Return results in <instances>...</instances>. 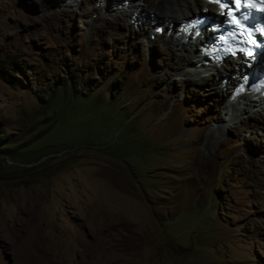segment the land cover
<instances>
[{"label": "rangeland", "instance_id": "rangeland-1", "mask_svg": "<svg viewBox=\"0 0 264 264\" xmlns=\"http://www.w3.org/2000/svg\"><path fill=\"white\" fill-rule=\"evenodd\" d=\"M143 5L0 0V264H264V105Z\"/></svg>", "mask_w": 264, "mask_h": 264}, {"label": "bare ground", "instance_id": "bare-ground-1", "mask_svg": "<svg viewBox=\"0 0 264 264\" xmlns=\"http://www.w3.org/2000/svg\"><path fill=\"white\" fill-rule=\"evenodd\" d=\"M126 3L130 5L133 3L134 4L142 3L144 4L143 6H145L144 9H146L147 7L151 9L155 13V15H160L161 17H164L165 21L169 22L170 27L171 25L172 27L175 25H180V29L178 28L173 29V30H177V33L175 35L171 34L170 32V35L167 34L165 38H167L168 39L167 41L171 43L175 48H178L180 49V51H183L186 53V54H183V57H182L183 60H185L186 62L193 63L194 56H197L199 58V61H203L202 54L198 53L199 52L198 50L201 49V47L203 48L205 47L207 39L211 37V32L208 31L206 27H203V29H201L198 32V34H196L195 31L190 29L191 28L190 20L192 16H189V13H190L191 5L188 4L185 0H126ZM194 3L197 9H200L197 6L196 0H194ZM204 6H206V8L208 9H211V8L215 9L213 5L204 4ZM174 12L175 13L182 12L183 17L181 19H178L177 16H173ZM138 13L136 14L133 10H131L128 13H126V15L130 18L132 17L137 18L138 15L142 16V12H138ZM154 20L160 21V18L156 17ZM188 36L191 38L193 37V39L197 41V42H194V44L195 43L197 44L192 45L191 41L187 39ZM257 64H259V62ZM207 65L214 67V65L212 64H207ZM225 65L227 66V69H230V70H231V67H233V65L231 66V64L229 63H225ZM239 69H241V67ZM240 73L242 75V72ZM237 80L233 84L237 86V89H238L237 98L239 100V103L242 105H238L239 103L235 105V103L229 102L230 108L234 110L233 111L234 114L239 115L242 112H246L249 109L248 106L259 107V106L264 105V98L260 95L259 90L255 89L254 87H251L250 85L245 87L243 86L241 82ZM242 88H244L245 90L247 89L248 92L244 93L242 91ZM239 89L241 90L239 91ZM247 99L249 102L247 101L242 102L243 100H247ZM223 129L224 128L219 127L218 130L214 131L211 135L212 140H214L218 135H220Z\"/></svg>", "mask_w": 264, "mask_h": 264}, {"label": "clouds", "instance_id": "clouds-1", "mask_svg": "<svg viewBox=\"0 0 264 264\" xmlns=\"http://www.w3.org/2000/svg\"><path fill=\"white\" fill-rule=\"evenodd\" d=\"M205 4H209V5H213L214 7H215V10H212V11H210V12H208L209 11V9L208 8H206V7H204V9H203V13H201V14H196V15H193V17L191 18V20H190V23L192 22V19L194 18V17H197V16H200V17H202V16H212V17H214V18H220V20L222 19V17H219V13H218V10H217V7L214 5V4H210V3H208V2H205V1H203ZM208 9V10H207ZM203 29V28H202ZM194 31V30H193ZM200 31V30H199ZM199 31H195L196 32V34H198V32ZM211 36H212V33H211ZM211 38V37H210ZM208 40V39H207ZM207 42V41H206ZM206 48V46L203 48V49H205ZM202 54V56H203V53H201ZM203 58V57H202ZM203 61L205 62V63H207V64H212L211 62H208L207 60H205V59H203ZM234 62L235 63V61L234 60H226L225 62H223L222 64H220V65H215V64H212V65H214V66H216V67H220V66H223V65H225V63L226 62ZM235 66H236V68H238V65L235 63ZM238 70V69H237ZM238 72H240L239 70H238ZM245 92V91H244Z\"/></svg>", "mask_w": 264, "mask_h": 264}, {"label": "snow or ice", "instance_id": "snow-or-ice-1", "mask_svg": "<svg viewBox=\"0 0 264 264\" xmlns=\"http://www.w3.org/2000/svg\"><path fill=\"white\" fill-rule=\"evenodd\" d=\"M240 2V0H236V3H239ZM249 2H251V0H249Z\"/></svg>", "mask_w": 264, "mask_h": 264}, {"label": "trees", "instance_id": "trees-1", "mask_svg": "<svg viewBox=\"0 0 264 264\" xmlns=\"http://www.w3.org/2000/svg\"><path fill=\"white\" fill-rule=\"evenodd\" d=\"M1 138V137H0Z\"/></svg>", "mask_w": 264, "mask_h": 264}]
</instances>
